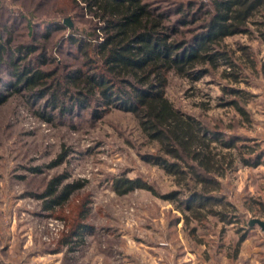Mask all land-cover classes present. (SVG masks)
I'll return each instance as SVG.
<instances>
[{
	"label": "rangeland",
	"instance_id": "obj_1",
	"mask_svg": "<svg viewBox=\"0 0 264 264\" xmlns=\"http://www.w3.org/2000/svg\"><path fill=\"white\" fill-rule=\"evenodd\" d=\"M147 1L174 19L178 4L193 2L195 12L204 0ZM67 17L71 27L64 23ZM30 20L65 26L44 38L45 28L36 29ZM255 20L250 34L224 39L240 65L237 83L224 75L230 67L222 62L195 80L171 72L165 88L178 109L210 132L220 131L228 140L248 137L263 152L256 166L239 161L225 164L219 192L231 205L218 204L214 209H226L233 223L209 214L199 220L181 211L176 202L144 188L123 195L115 192L113 180L122 175L142 177L161 195L177 192L183 200L193 185L192 180L179 179L149 158L164 154L134 112L112 107L98 117L94 112L98 106L91 102L79 112L64 115L45 107L51 116L48 120L39 113L44 100L33 103L24 92H13L0 103V264H264V230L248 225L253 217L264 219V205L255 203L264 204V13ZM199 23L198 19L187 27ZM0 26L9 29L13 45L30 42L40 51L47 49L43 51L49 60L43 67L62 74L84 61L77 45L67 40L69 35L100 33L102 23L73 0H0ZM0 76L10 78L9 70L0 67ZM232 87L244 92L243 96L224 90ZM237 98L249 111L250 122L231 105ZM213 146L228 157L233 152ZM63 152H67L65 161L49 167ZM64 173L68 174L64 182L83 180L85 186L63 206L45 209L46 200L37 195L53 177ZM84 209L88 212L85 221L94 231L84 236L81 246L70 250L60 241ZM185 215H189L188 223ZM51 219L64 226L55 232ZM243 235L246 238L238 246Z\"/></svg>",
	"mask_w": 264,
	"mask_h": 264
},
{
	"label": "trees",
	"instance_id": "obj_2",
	"mask_svg": "<svg viewBox=\"0 0 264 264\" xmlns=\"http://www.w3.org/2000/svg\"><path fill=\"white\" fill-rule=\"evenodd\" d=\"M73 2L76 7L93 13L102 26L97 34L78 36L72 32L69 35L67 40L77 45L84 61L81 67L66 73L45 69L43 64L49 60L44 52L47 49L40 51L41 47L30 42L13 45L9 29L0 26V67L8 69L10 74L7 79L0 76V103L13 92H24L33 103L45 101L39 113L48 120L51 116L46 114L45 107L50 106L64 115L79 112L91 102L98 106L94 108L98 117L112 107L134 112L144 132L158 141L164 154L149 158L179 179L192 180L193 185L190 195L183 200L177 192L161 195L142 177L122 175L113 180L115 192L123 195L144 188L176 202L181 211L187 210L199 220L204 221L205 214H209L233 223L226 209H214L218 204L225 208L231 205L219 192L225 164L239 161L245 166H256L263 152L259 153V145L251 143L248 137L228 140L220 131L210 132L194 116L178 109L166 96L165 88L171 72L195 80L222 62L230 67L224 75L237 83L240 65L224 39L250 34L251 25L257 22L255 17L264 13V0H204L195 12L192 11L195 3H181L174 9L178 13L174 19L170 13L154 9L147 0ZM198 19L200 23L196 27H187ZM30 22L45 28L41 34L44 38H49L52 30L65 26L51 20ZM224 90L239 97L244 94L236 87ZM231 105L247 122L251 121L249 111L238 98ZM213 143L215 148L233 151L228 153L230 158L227 153L215 152ZM66 157L67 152L61 153L48 166H57ZM67 177L65 173L53 177L37 195L46 200L45 209L63 206L75 191L85 186L83 180L64 182ZM255 203L264 205L261 201ZM87 214L84 209L80 220L61 239V245L75 250L83 244L84 236L94 231L85 221ZM188 222L189 215H185V223ZM245 238V235L241 237L238 246ZM58 251L59 248L53 252Z\"/></svg>",
	"mask_w": 264,
	"mask_h": 264
},
{
	"label": "water",
	"instance_id": "obj_3",
	"mask_svg": "<svg viewBox=\"0 0 264 264\" xmlns=\"http://www.w3.org/2000/svg\"><path fill=\"white\" fill-rule=\"evenodd\" d=\"M64 23L66 25H68L69 27H71L73 25L72 21H71V18L70 17H67L64 19ZM249 225L250 226H256V225H259L262 230H264V219H261V218H258V217H253L249 220Z\"/></svg>",
	"mask_w": 264,
	"mask_h": 264
},
{
	"label": "built area",
	"instance_id": "obj_4",
	"mask_svg": "<svg viewBox=\"0 0 264 264\" xmlns=\"http://www.w3.org/2000/svg\"><path fill=\"white\" fill-rule=\"evenodd\" d=\"M60 223V225H59ZM54 225L58 226L57 228H54ZM50 226L53 228V230L56 232L59 228H62L64 225L62 222H59L55 219H51Z\"/></svg>",
	"mask_w": 264,
	"mask_h": 264
},
{
	"label": "crops",
	"instance_id": "obj_5",
	"mask_svg": "<svg viewBox=\"0 0 264 264\" xmlns=\"http://www.w3.org/2000/svg\"><path fill=\"white\" fill-rule=\"evenodd\" d=\"M55 254L57 253V252H54Z\"/></svg>",
	"mask_w": 264,
	"mask_h": 264
}]
</instances>
